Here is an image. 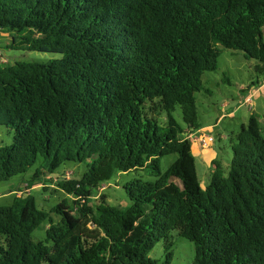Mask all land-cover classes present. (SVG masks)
Here are the masks:
<instances>
[{"label":"trees","instance_id":"trees-1","mask_svg":"<svg viewBox=\"0 0 264 264\" xmlns=\"http://www.w3.org/2000/svg\"><path fill=\"white\" fill-rule=\"evenodd\" d=\"M263 32L264 0H0L8 47L62 55L0 61V125L13 131L0 182L39 166L0 205V264H157L159 241L170 264L173 232L193 243L191 264H264V119L249 115L228 170L212 159L205 186L185 135L199 129L195 93L222 49L264 74ZM66 162L82 165L66 177ZM130 172L146 178L123 182L128 204L91 201ZM39 184L64 193L49 211L27 192Z\"/></svg>","mask_w":264,"mask_h":264},{"label":"rangeland","instance_id":"rangeland-1","mask_svg":"<svg viewBox=\"0 0 264 264\" xmlns=\"http://www.w3.org/2000/svg\"><path fill=\"white\" fill-rule=\"evenodd\" d=\"M264 34V32H263ZM9 38L0 34V61L12 64L16 61L27 62H47L51 59L61 58L60 53L39 52L27 50L19 45L8 47ZM255 61L247 59L239 51L222 49L218 58V66L214 71L205 72L202 76V88L195 93L196 107L198 114L199 129L209 133L214 141L207 147L200 146L192 140V148L196 157L197 173L202 186L208 184L210 179L211 159H218L223 170H228V161L231 157V142L235 141L233 134L240 127L247 123L249 115L257 113L260 119H264V88H258L260 83L264 85V74L259 75L254 70ZM259 80V81H258ZM257 84H253L256 83ZM249 87V90L242 89ZM264 87V86H263ZM251 96L252 105L245 104L244 99ZM175 117L181 121L180 111L177 108ZM13 139V131L6 126L0 125V145L10 144ZM176 154L164 156L161 160V169L165 170L176 158ZM214 157V158H213ZM82 163L66 162L62 164L56 172L62 176L72 177L76 171L74 165ZM39 167L35 164L26 173L12 177L7 181L0 182V205L9 204L17 195H24L25 190L17 192V187L21 182H26L33 171ZM133 176H143V172H130L121 174L110 183L103 184L98 190V194L91 198L97 203L105 195L108 203L128 204L125 192L122 188L123 182ZM146 178V177H144ZM152 179L151 177H147ZM42 184L44 181H41ZM32 194L37 203L49 211L64 197V193L54 185L50 184L47 191L42 190V185H36L27 190ZM54 221H58L60 216L51 213ZM49 224L42 223L32 236L35 240L45 239V231ZM172 258L170 264H191L194 256V245L190 241L182 238L173 232ZM0 246L5 247V237L0 235ZM149 257L157 260V264H163L165 259L164 243L159 241L149 253Z\"/></svg>","mask_w":264,"mask_h":264},{"label":"built area","instance_id":"built-area-1","mask_svg":"<svg viewBox=\"0 0 264 264\" xmlns=\"http://www.w3.org/2000/svg\"><path fill=\"white\" fill-rule=\"evenodd\" d=\"M263 86L261 85L260 87L264 88ZM244 102H245V104L247 102L248 105H252V104H250L251 103V96H247L244 99ZM185 135L187 138L199 143L200 146H203V147H207V146L211 145V143L214 141L213 137L209 133L205 132L202 129H198V130L191 132V133H186Z\"/></svg>","mask_w":264,"mask_h":264},{"label":"crops","instance_id":"crops-1","mask_svg":"<svg viewBox=\"0 0 264 264\" xmlns=\"http://www.w3.org/2000/svg\"><path fill=\"white\" fill-rule=\"evenodd\" d=\"M259 81V80H258ZM258 81L256 82V84L258 83ZM262 85V83H260V85H259V87L258 88H262V87H260ZM247 88V87H246ZM245 87H242V89H246ZM248 90H249V88H248ZM214 158V157H213ZM212 160V159H211ZM211 162V161H210ZM210 162H209V164H210Z\"/></svg>","mask_w":264,"mask_h":264}]
</instances>
